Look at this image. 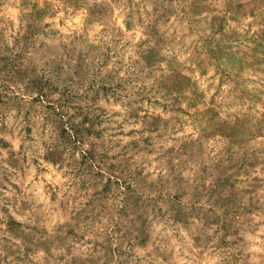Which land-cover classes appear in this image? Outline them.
I'll return each mask as SVG.
<instances>
[{"label":"clouds","instance_id":"clouds-1","mask_svg":"<svg viewBox=\"0 0 264 264\" xmlns=\"http://www.w3.org/2000/svg\"><path fill=\"white\" fill-rule=\"evenodd\" d=\"M0 264H264V0H0Z\"/></svg>","mask_w":264,"mask_h":264}]
</instances>
